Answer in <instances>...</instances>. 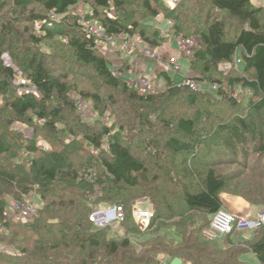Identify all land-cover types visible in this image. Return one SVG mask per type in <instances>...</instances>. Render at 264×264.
Here are the masks:
<instances>
[{"label":"trees","instance_id":"trees-1","mask_svg":"<svg viewBox=\"0 0 264 264\" xmlns=\"http://www.w3.org/2000/svg\"><path fill=\"white\" fill-rule=\"evenodd\" d=\"M12 1L23 10L19 22L43 24L46 16L32 11L26 14L32 3H40L46 12L70 22V9L89 0ZM133 1L154 18L167 13L176 35L198 36L195 54L206 70L232 63L241 52L244 74L229 78V84L254 91L259 101L251 102L250 108L255 113L264 109V7L252 0H181L174 9L158 10L151 0ZM112 2L120 15L107 12ZM126 4L122 0H92L96 18L88 16L86 21L97 23L108 36L133 38L138 34L149 47H158L155 40L159 35L153 32L150 39L143 26L127 18ZM9 7L0 5L1 9ZM213 12L237 21L241 25L237 35L230 39L225 18H214ZM0 29L1 112L9 118L0 122V158L10 159L0 167V243L9 249L0 250V264H164L165 256L183 264H248L241 259L247 253L264 264V233L239 247L231 244V236L226 237L230 248L202 237L212 216L223 208L224 192L251 207H264V177L253 179L245 189L232 188L238 178L217 172L212 140L224 133L223 145L229 151H223L222 156L231 152L246 159L252 148L264 155V131L257 135L249 119L240 115L229 121L220 119L212 105L204 103L214 99L208 91L179 87L166 70L162 75L167 86L160 93L129 86L126 71L121 66L111 67L97 39L87 35L77 20L62 33L74 62L91 69L115 92L110 103H104L100 89L78 93V99L91 105L97 115L93 123L84 122L77 100L71 99L77 87L70 85L67 77L62 81L53 76L35 50L27 48L26 57L21 55V60L28 61L30 88L17 91L16 71L4 63L3 55L24 39L8 18ZM40 32L41 36H30L36 46L53 37L43 26ZM189 78L205 81L198 75ZM213 82L218 90L215 95L226 96L221 83ZM153 114L155 120H151ZM106 118L112 119V125L104 123ZM34 120L37 123L33 125ZM16 123L33 125V137H24L15 129ZM157 123L166 135L158 134ZM173 131L180 138L171 136ZM42 142L49 148H42ZM134 149L145 155L138 158ZM18 151L23 153L21 158ZM17 159H23L22 163ZM3 192H11V201L19 202L36 194L43 207L26 222L9 219L10 202L2 197ZM138 199L149 201L152 207L153 217L144 231L133 219ZM115 205L125 210L126 221L121 227L126 236L112 232L113 228L96 229L90 222L94 211ZM132 234L145 240L135 244L129 238Z\"/></svg>","mask_w":264,"mask_h":264},{"label":"rangeland","instance_id":"rangeland-1","mask_svg":"<svg viewBox=\"0 0 264 264\" xmlns=\"http://www.w3.org/2000/svg\"><path fill=\"white\" fill-rule=\"evenodd\" d=\"M125 1L126 4V11H127V18H129L132 21H135L136 23L140 24V26H143V28L146 30V33L148 34V37L152 39V33L156 32L159 36H157V39L155 40L156 43L159 45L158 47H152L154 49V55L155 58L146 57L143 52L145 47L147 46L144 41L141 40L140 36L137 34L133 38H128L127 36H120L118 40H116V43L114 46L110 47L105 45L106 48H108L110 51H108L107 56L110 63H112L113 67L121 66L126 72L124 74L125 80L127 83V80L129 78L134 77L135 74H139L141 76H148L151 84L152 89L151 93H160L166 89L167 81L165 79V75H162L163 70H166L165 64L174 61L176 65L180 67V72H175L173 67L166 70L169 77L175 82L176 84L182 83L184 78L190 76L193 77V75H198L199 77H202L205 79L204 81V89L202 91H208L210 95L214 97V99L211 98L210 101L206 102L204 100V103L211 104L213 107V111L216 116H219L220 119L229 121L230 119H233L236 115H240L243 117H247L249 121L251 122L254 130L256 131V134H261V131H264V109L261 110L259 113H255L253 109L250 108L251 102H257L259 101V96L254 91H252L249 88L243 87L242 85H230L229 84V78H235L240 74H244V62L241 57V52H238L235 56L232 63L221 65L219 68H208L206 70L203 61L199 60L196 57V50L199 47V38L196 35L190 36L188 38L183 36H178L174 33L172 29L173 22L168 19L167 13L161 12L159 16L152 17L149 12L146 11V9L142 6V4L137 3L133 0H122ZM254 1L255 5L264 7V0H252ZM10 5L9 8H0V28L3 21L8 18V21H11L15 28L18 29L19 35L22 37L21 40L24 39L23 43L16 42L14 44V48L11 50H5L3 55V61L6 65L11 66L16 71V78H15V84L18 87L17 91L24 92L28 88H30V83L28 82L26 78V73H29L30 69L28 66L27 60H21V55L25 56L26 50L32 49L37 52L40 59L42 58L45 63L48 71L53 75L64 81V78L67 77L66 81L71 85H75L77 87L76 94H71V99L75 100L78 98V93L81 91L89 92V93H95V91L100 89L101 98L104 99V103L109 102L110 96L114 95L115 92L112 88L107 87L104 85L97 77H95V74H93V71L89 69L88 67H84L74 62L73 57L71 56V49L67 45L68 39L63 32H65L69 24L76 23L77 20L85 19L89 17L96 18L93 14L92 9V0H89L85 3H79L75 7L70 9V15L72 17V20L64 21L63 16H56L52 15L51 13L46 12L42 5L40 3H32L30 6H28L26 14L29 15V12H34V15H41L46 16V20H44L43 24H40L39 21H36L35 23L33 21L27 20H18V17L21 15L20 13L23 12L20 8H17V6L13 3L12 0H0V5ZM151 5L156 8L160 9L161 7H164L165 9H174L175 4L173 0H151ZM18 9V13H16ZM15 11V13H13ZM101 12L102 17H104L103 10L99 9ZM103 12V13H102ZM109 14H117L120 15L119 11L116 9V6L114 2L111 3V9L107 11ZM25 15V14H24ZM214 18H225V16H222L220 14H217L213 12ZM14 17L13 20H10V18ZM225 21L228 23L227 26V33L228 37L231 39L235 35H237L238 31L241 28V25L237 23V21L231 19V18H225ZM264 23V18H263ZM45 27L46 30L50 31L53 35L52 39L43 41L42 44L36 46L33 44L30 40V36L36 35L41 36L42 32H40L41 27ZM128 27H131L130 24L127 25ZM1 30V29H0ZM9 39V37L7 38ZM154 39V38H153ZM16 40V39H15ZM14 40V42H15ZM7 41V40H6ZM128 41H132L135 43V46H128ZM151 46V45H150ZM130 47V48H129ZM26 57V56H25ZM18 59H20V62ZM91 70V71H90ZM159 72V73H157ZM117 75L121 74L120 72H115ZM160 74L159 76H157ZM123 76V77H124ZM182 80V81H181ZM219 81L221 86L223 87V90L225 92V95L222 96H216L218 90H213L211 86L214 85L213 81ZM210 91V92H209ZM207 99V98H206ZM87 103V102H86ZM3 106V102H0V122L4 123L9 120V118H6L3 116L1 112V108ZM96 115V112L91 107L90 110L87 113V116L93 117ZM204 115H202L203 119ZM156 115L153 114L151 120H155ZM201 118V116H200ZM37 121L34 120V124H36ZM110 125H112L113 121L110 119L108 121ZM28 126L26 124L22 123H16L14 124V127L16 130H20L23 132L24 137L26 138H32L34 129L32 126ZM158 130V134L163 133L165 134V131L156 124ZM175 138H180V134L177 133V131H173L172 135ZM219 138L217 139H211L212 145L215 146L216 153L214 154V157H216V165L215 169L218 173L230 175L231 177H237L238 179L233 182L232 188L239 186L240 189H245L246 187H249L250 182L253 181H260L262 180L260 177H264V155L259 154L255 150L250 149L249 155L246 159H243V157L238 154L234 155L231 152H226L222 156V152L227 150L226 147L223 145V140L225 138V134L218 135ZM159 138V139H158ZM162 136H158L157 139L161 140ZM40 143V145H42ZM252 147V145H251ZM43 148V147H42ZM133 152L137 155L138 158L141 157V155H145V153L137 152L135 149ZM22 152L18 151L17 157L22 156ZM211 156V154H209ZM21 158V157H20ZM7 159L0 158V167L2 165H5ZM18 163H22L23 159H17ZM245 167H243L242 163H245ZM168 163V162H167ZM158 173L157 171L155 174ZM154 174V175H155ZM154 177V176H153ZM257 183V182H255ZM254 183V184H255ZM10 194H7L3 192V196L6 198V201L8 200L10 203L12 202V193L8 192ZM7 194V195H6ZM221 199L223 202L232 200V199H241L238 196H233L227 192H224L221 194ZM145 200V199H143ZM137 201H141V199H138ZM147 203L143 205L142 207L152 208L149 201L145 200ZM8 202V203H9ZM9 203V205H10ZM251 207V206H250ZM9 208V206H8ZM255 214L258 213H264V207H252ZM39 210V209H38ZM8 215V214H7ZM9 216V215H8ZM35 216V215H34ZM33 216V217H34ZM9 219H12L13 217L9 216ZM33 217H31L33 219ZM28 219V220H31ZM14 219V218H13ZM26 220V221H28ZM24 221V222H26ZM209 223V222H208ZM115 226L111 230L112 232L118 231L119 236H124V229L123 227ZM105 232H110L109 230H105ZM209 225L206 227L202 237L216 241L220 246H225L230 248L231 245L227 244L225 242L224 238H219L216 236H211ZM264 233V229H261L257 232H238L233 234L230 237V242L232 245H235L236 247H239L241 245H245L248 241L253 239L256 235ZM126 236V235H125ZM229 237V236H227ZM130 240L133 243H138L140 241H144L145 237H140L139 234H132L129 235ZM0 250L2 251H8L6 246H4L2 243H0ZM242 258L243 261L248 262L249 264H254L252 259H257L252 253H247L243 255ZM246 259V260H244ZM164 264H183V262L176 258L173 259L171 257H163ZM258 263V261H257Z\"/></svg>","mask_w":264,"mask_h":264},{"label":"built area","instance_id":"built-area-1","mask_svg":"<svg viewBox=\"0 0 264 264\" xmlns=\"http://www.w3.org/2000/svg\"><path fill=\"white\" fill-rule=\"evenodd\" d=\"M79 25L82 27L83 31L97 39L98 48L103 51L106 56L108 51H110L107 46H114L116 40L120 36H108L105 30L100 27L97 23L86 21L85 19L79 20ZM128 46H135V43L128 41ZM130 48V47H129ZM143 54L146 57L155 58L154 49L148 45L145 47ZM166 70L173 67L175 72H180V67L176 65L174 61L165 64ZM118 76H122L118 74ZM129 86L136 87L142 91L151 92L152 84L148 77L135 74L134 77L127 80ZM176 84V83H175ZM179 87H185L193 91H201L204 89V82L199 80L191 79L189 77L184 78L182 83L176 84ZM213 90L217 89V85L212 86ZM34 90V88H33ZM77 100V110L80 114L82 120L87 123H93L97 119V115L93 117L87 116L91 105L82 101ZM109 121L108 118L104 120V123ZM41 147L47 149L49 148L47 144L43 143ZM90 179V178H89ZM91 180V179H90ZM147 202L141 200L135 203L133 208V219L138 224L140 229L144 231L152 220L153 213L147 207H142ZM43 207L41 199L36 194H31L24 198L23 201H12L7 210V214L18 221H26L33 217L38 209ZM126 221V213L122 206L115 205L112 207H101L100 209L94 211L90 215V222L96 229H106L113 228L115 226H120ZM264 228V213H258L254 217L246 218L241 217L237 214L231 213L228 210L222 208L212 216L210 233L211 236H216L220 238H226L227 236H232L238 232H257Z\"/></svg>","mask_w":264,"mask_h":264},{"label":"crops","instance_id":"crops-1","mask_svg":"<svg viewBox=\"0 0 264 264\" xmlns=\"http://www.w3.org/2000/svg\"><path fill=\"white\" fill-rule=\"evenodd\" d=\"M144 76H146V75H144ZM188 77H190V76H188ZM175 82H177V81H175ZM223 208L228 210L229 212L237 214L241 217L250 218V217L256 216L252 207H250V205L246 201H244L243 199H232V200L223 202ZM243 257L244 256H242L241 259ZM244 260H246V259H244ZM252 260L254 261L253 262L254 264H260L259 262L257 263L258 260L257 261H255V259H252ZM244 262H246V261H244ZM246 263H248V262H246Z\"/></svg>","mask_w":264,"mask_h":264},{"label":"water","instance_id":"water-1","mask_svg":"<svg viewBox=\"0 0 264 264\" xmlns=\"http://www.w3.org/2000/svg\"><path fill=\"white\" fill-rule=\"evenodd\" d=\"M181 0H173L174 4H175V7L178 5V3L180 2Z\"/></svg>","mask_w":264,"mask_h":264}]
</instances>
